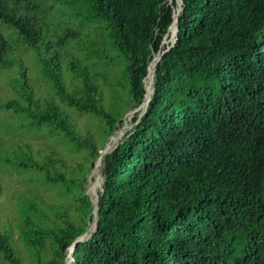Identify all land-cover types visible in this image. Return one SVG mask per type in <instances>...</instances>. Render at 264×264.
Here are the masks:
<instances>
[{"label": "trees", "instance_id": "trees-1", "mask_svg": "<svg viewBox=\"0 0 264 264\" xmlns=\"http://www.w3.org/2000/svg\"><path fill=\"white\" fill-rule=\"evenodd\" d=\"M181 1L176 40L156 63L148 108L103 157L97 228L75 243L70 264H264V0ZM176 9L175 0H0V22L36 51L57 99L99 118L107 138L123 120L119 106L102 104L98 66L121 63L125 94L139 105L147 65L167 47ZM91 23L97 45L84 34ZM8 47L0 31V64L11 63ZM20 97L24 105L4 106L29 128L45 126L99 156L53 100L27 89ZM15 167L36 169L74 195L78 219L53 228L35 204L20 209V238L36 257L51 238L52 256L38 264H64L61 252L93 216L87 169L78 163L65 175L56 152L38 161L21 147ZM51 213L61 218L60 208ZM0 256L22 264L8 231H0Z\"/></svg>", "mask_w": 264, "mask_h": 264}, {"label": "rangeland", "instance_id": "rangeland-1", "mask_svg": "<svg viewBox=\"0 0 264 264\" xmlns=\"http://www.w3.org/2000/svg\"><path fill=\"white\" fill-rule=\"evenodd\" d=\"M179 2L180 0H177V8H179ZM65 14L59 11L58 16L65 20ZM0 31L7 40L8 56L11 62L7 65L0 64V231L9 232L15 254L22 264H38L51 258V238L45 237L42 246L37 247V257L25 246L20 238L19 220L20 209L25 206L26 201L43 209V219L47 221L49 228L56 227L63 218L78 219V215L75 212L72 193L63 192L57 185L41 180V175L36 169L15 167L18 149L21 147L38 161H43L50 152H56L66 166L65 169H61L65 175H68L70 167L76 169L77 164L81 163V168L87 169V179L83 183L84 191L88 189L89 180L94 178V175L90 178L89 174L95 160L88 156L85 150L74 148L65 139L49 133V128L45 126L38 129L29 128L26 117L15 112L13 108H6L4 104L11 99H17L20 104L24 105L26 102L20 97V93L27 89L33 93L34 98L50 99L57 103L73 125L76 134L80 137L87 136L94 141L99 153L110 137L107 139L103 136L102 121L99 118L87 112L75 111L57 99L49 78L41 71L42 63L38 61L33 48L28 47L12 28L1 22ZM99 33L100 31L94 29L92 23L84 28L85 36L95 45L100 41ZM173 38L167 37L164 39V43H172ZM98 67H100L98 71L105 76V84L101 93L102 104L107 110L114 104V106L120 107L119 114L123 123L126 119L129 123L127 131L131 127L130 123L137 119L136 116L143 107L141 105L134 106L131 98L125 94L126 84L121 63L99 65ZM20 70L25 73L24 82ZM62 81L67 89L71 88L73 82L68 72L63 71ZM100 188L101 183L97 188V196ZM89 194L92 195L90 192ZM59 208L62 211L59 214L61 218L51 213ZM72 252V244L61 252L64 264H70L73 261ZM0 264H7L1 256Z\"/></svg>", "mask_w": 264, "mask_h": 264}, {"label": "bare ground", "instance_id": "bare-ground-1", "mask_svg": "<svg viewBox=\"0 0 264 264\" xmlns=\"http://www.w3.org/2000/svg\"><path fill=\"white\" fill-rule=\"evenodd\" d=\"M179 9V8H178ZM178 9L175 10L174 15L178 12ZM175 31H176V26H175V19H173V22L171 24V38H173L175 36ZM174 39V38H173ZM158 53H155L152 56V59L148 65V75H146V79L144 81V86H145V97L143 98L142 103L140 104L143 108L146 105V102L148 100L149 95L151 94L152 91V85H153V75H154V69L156 66V63L158 61ZM129 123L127 121V119L125 120V122L123 123V125L117 130L115 131V133H113V135L110 136V138L108 139V141L105 144V148L104 150H110L120 139V136L126 131V129L128 128ZM98 165V161L95 162L89 176L91 178V176L95 178V174H96V166ZM94 178L89 180V184H88V191L92 194L91 197L93 198V200L96 202L97 199V188L100 186V179L101 176H98L95 180ZM93 217L92 219L89 221V227L91 229H94L95 227V222H96V206L93 208Z\"/></svg>", "mask_w": 264, "mask_h": 264}, {"label": "water", "instance_id": "water-1", "mask_svg": "<svg viewBox=\"0 0 264 264\" xmlns=\"http://www.w3.org/2000/svg\"><path fill=\"white\" fill-rule=\"evenodd\" d=\"M175 2H177V0H175ZM181 3H182V1L180 0V6H179V9H178V12H177L175 15H173V19H175V22H176V20H177V16H178V14H179V12L181 11V8H182ZM173 19H172V21H173ZM172 21H171V23H172ZM170 25H171V24H170ZM169 27H170V26H169ZM176 33H177V28H176V31H175V36H174V40H173V42L176 40ZM165 39H166V38H165ZM170 48H171V43H170V44H167V47H166L162 52L158 53V55H159L158 60L162 57L163 53H164L165 51L169 50ZM151 59H152V58H151ZM150 61H151V60H150ZM150 61H149V63H150ZM149 63H148V65H149ZM148 65H147V69H148ZM153 73H154V72H153ZM147 75H148V74H147ZM154 75H155V73H154ZM154 75H153V85H152V91H151V94H153V92H154ZM144 80H145V78H144ZM151 94L149 95L148 100H147V102H146V105H145V107L142 109V111L139 113V115L143 114V113L146 111V109L148 108L149 101H150V99H151ZM144 97H145V93H144ZM144 97H143V98H144ZM142 101H143V100H142ZM141 103H142V102H141ZM141 103H140V104H141ZM140 104H139V105H140ZM133 123H135V122L130 123V126H132ZM117 130H118V129H117ZM117 130H115V131H117ZM115 131H114L113 133H115ZM113 133H112L111 135H113ZM124 133H125V132H124ZM124 133H123V134H124ZM111 135H109V136L107 137V139H108ZM116 145H117V143H116V144H115L110 150H107V151L104 150V148H105V146H104L103 149L101 150L99 156L95 159V162L98 161V165L96 166V174H95V178H94V180H95L98 176H101V165H102L103 157H104L105 155L109 154V153H110V152L116 147ZM86 179H87V177H86ZM85 193H86V195L89 197L90 203H91V205H92V209H91L89 215H91V213H92V211H93V208L96 206V221H97V218H98V212H97V210H98V209H97V199H96V202L93 200V198H92L91 195L89 194L88 189L85 190ZM88 226H89V220H88ZM94 227H95L94 229H91L90 227H88V229H87L85 232H83L81 235H79V236L73 241V243H72L73 249H74L75 243H76L77 241H84V240H86V239L90 236L91 232L94 231V230H96V228H97V227H96V222H95V226H94Z\"/></svg>", "mask_w": 264, "mask_h": 264}]
</instances>
